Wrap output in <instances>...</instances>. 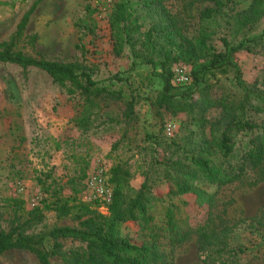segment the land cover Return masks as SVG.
Instances as JSON below:
<instances>
[{"label": "rangeland", "instance_id": "1", "mask_svg": "<svg viewBox=\"0 0 264 264\" xmlns=\"http://www.w3.org/2000/svg\"><path fill=\"white\" fill-rule=\"evenodd\" d=\"M115 1L0 0V49L12 43L13 52L30 58L78 62L95 80L118 75L121 80H113L111 89L122 94L120 99L97 101L89 122L84 123L86 103L71 85H58L33 67L0 63L2 231L21 225L26 234H48L58 227L78 228L89 212L108 215V207L91 199L87 186L88 178L98 169L109 180L110 169L123 164L132 175L130 186L138 189L148 163L157 156L151 153L152 140L147 136L189 145L187 148L199 139L187 113L172 114L153 106L163 93L162 83L148 66L133 64L128 50L120 56L112 53L108 16ZM165 4L187 37L195 39L202 32L208 33L211 38L207 43L222 52L226 51L223 39L231 46L244 42L249 47V51L231 56L245 86L264 73V16L240 29L237 26L240 15L249 14L252 0H229L208 21H202L200 15L206 8L214 9L212 3L165 0ZM26 14V26L18 34ZM176 65L191 71L190 65L182 63L174 64L172 69ZM200 86L236 98L243 93L230 68L207 74ZM181 93L182 89L171 91L175 97ZM197 98V94L192 96V100ZM129 99L134 107L132 117L127 119L124 113ZM219 115L220 109H212L207 117L217 119ZM248 118L257 124L264 121V117L253 113ZM257 135L236 136L230 162L243 165L242 175L222 187H207L208 192L215 193L211 207L198 206L192 195L167 196L165 183L154 186L153 193L164 201L185 202L184 212L191 226L200 229L174 249L173 264H264V153L256 160L245 156ZM34 214H40L41 220L27 225ZM120 231L134 243L144 239L138 222L121 224ZM204 234H219L218 241L226 237L230 252L205 260L206 255L198 253ZM58 242L62 255L52 258L50 264H67L71 250L86 248L85 243L69 238ZM0 264L40 263L30 252L11 250L0 255Z\"/></svg>", "mask_w": 264, "mask_h": 264}, {"label": "trees", "instance_id": "2", "mask_svg": "<svg viewBox=\"0 0 264 264\" xmlns=\"http://www.w3.org/2000/svg\"><path fill=\"white\" fill-rule=\"evenodd\" d=\"M202 1L215 5L214 9L206 8L200 15L202 21H208L212 14L221 12L229 0ZM247 12L249 14L243 12L238 19L239 29L264 16V0H252ZM27 20L28 14L22 18L18 34ZM108 26L112 53L120 56L128 50L133 64L148 66L160 79L163 93L153 106L166 108L172 114L187 113L189 124L196 127L199 139L187 148L189 145L147 136L152 140L151 153L157 156L148 163L138 189L130 186L132 175L128 167L117 164L110 169L108 183L113 188L108 215L89 212L78 228L58 227L48 234H26L21 225L12 226L8 231L0 230V255L11 250L27 251L40 264H50L52 258L62 255L58 240L69 238L85 243L86 248L71 250L67 264H173L174 249L200 229L191 226L184 212L185 202L164 201L153 193L154 186L165 183L167 196L192 195L198 206L211 207L215 193L208 192L207 187H222L242 175L243 165L235 166L230 162L234 157L236 136L258 132L245 156L256 160L264 153V121L257 124L248 118L249 113L264 117V73L245 86L231 61L232 54L250 50L244 42L231 46L223 39L226 51L222 52L207 43L211 38L208 33L202 32L195 39L187 37L165 0H116L108 16ZM261 38L264 41V29ZM11 44L0 49V63L33 67L45 72L58 85H71L86 103L84 123L89 122L91 109L98 106L100 99L122 98L120 90L111 89L113 80L120 82L118 75L95 80L86 66L78 62L30 58L13 52ZM178 63L191 66V82L177 88L172 84V66ZM228 68L234 71L237 85L243 92L241 97L212 93L206 86H200L207 74ZM173 89H182L183 93L175 97L171 95ZM195 94L198 98L192 100ZM133 107L134 101L127 100L124 113L127 119L132 117ZM212 109H220L217 119L207 117ZM41 218L40 214H34L26 224ZM127 222L139 223L144 236L140 244L121 234L120 226ZM218 235H203L198 253L205 254V260H210L214 254L230 252L226 237L218 241ZM49 242H53L51 246Z\"/></svg>", "mask_w": 264, "mask_h": 264}, {"label": "built area", "instance_id": "3", "mask_svg": "<svg viewBox=\"0 0 264 264\" xmlns=\"http://www.w3.org/2000/svg\"><path fill=\"white\" fill-rule=\"evenodd\" d=\"M172 84L175 87H184L191 82L190 73L182 65H176L172 69ZM90 198L97 200L104 207H108L112 200V190L103 171L98 169L87 180Z\"/></svg>", "mask_w": 264, "mask_h": 264}]
</instances>
